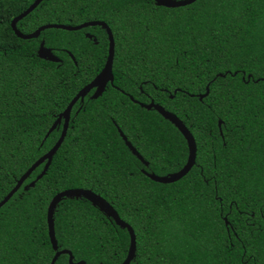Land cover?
Listing matches in <instances>:
<instances>
[{"label":"trees","instance_id":"trees-1","mask_svg":"<svg viewBox=\"0 0 264 264\" xmlns=\"http://www.w3.org/2000/svg\"><path fill=\"white\" fill-rule=\"evenodd\" d=\"M34 1L0 0V201L56 144L64 119L46 134L109 50L102 26L19 38L11 23ZM91 21L113 32L114 85L78 101L47 173L38 179L42 164L0 209V264H51L47 209L68 189L93 191L133 228L131 264H264V0H43L17 28ZM42 42L59 62L39 57ZM131 98L163 106L193 134L196 164L181 180L146 175L180 171L189 149L169 120ZM54 219L58 251L73 263L127 257L128 229L87 198L62 199Z\"/></svg>","mask_w":264,"mask_h":264},{"label":"water","instance_id":"water-1","mask_svg":"<svg viewBox=\"0 0 264 264\" xmlns=\"http://www.w3.org/2000/svg\"><path fill=\"white\" fill-rule=\"evenodd\" d=\"M43 0H35L34 3L22 14H20L18 17H16L12 23V29L16 33V35L24 40H31L34 38H38L41 33L47 29H61L66 31H80L82 29H86L89 27H95V26H102L108 34L109 38V54L108 59L106 62L105 67L102 69V71L95 77L93 81H91L89 84H87L84 88H82L77 95L72 99V101L69 103L67 108L59 115V117L56 119V121L53 123L52 127L49 129L48 133L46 134L47 138L56 128L62 123L64 119L63 124V130L61 133V136L59 137L56 144L48 151L46 154H44L41 158H39L17 181V184L15 187L8 193V195L0 201V209L10 201V199L20 190V188L23 186L25 181L32 175V173L40 167L42 164H45L44 170L42 174L38 177V179H41L48 171V169L51 166V163L53 161V158L55 154L58 152V150L61 148L62 144L65 141V138L67 136L69 125L71 121V113L74 108V106L78 103L79 100H84L85 96L90 93L93 89H97L93 98L98 97L101 95L108 83H113L114 81V74H113V64H114V57H115V38L113 35V32L111 28L108 26L107 23L103 21H91L86 22L83 24H80L78 26H68V25H60V24H48L44 25L40 28H38L36 31L30 34H24L20 32V30L17 28V24L19 21L23 20L25 17H27L29 14H31L41 3ZM157 5L163 6L166 8H180V7H186L193 3H195L198 0H154ZM72 56V55H71ZM39 57L42 59L49 60L51 62H59L60 59L54 55L52 50L50 48L45 47L44 42L41 43L40 49H39ZM73 60L75 61V58L72 56ZM209 94V87H207V92L201 96V99L208 96ZM142 107H145L148 110L156 109L165 119L169 120L183 135L185 140L187 141L188 149H189V156L187 159L186 164L184 167L175 173H171L168 176H158L155 174H146L149 178L152 180L163 183V184H171L175 183L182 178H184L195 166L196 159H197V144L196 140L191 133V131L187 128V126L183 123V121L178 118L175 114L167 111L163 106L159 104H155L154 102H151L149 105L141 104ZM222 121H219V127L221 128ZM121 135L126 142V144L129 146V148L133 151L135 155H137L141 160L144 161V159L139 155L137 150L134 148V146L128 141L126 136L121 132ZM71 196H83L87 198L94 206H99L101 209H103L109 217H111L119 226L122 228H126L129 231L130 234V245L127 257L123 261L122 264H131V262L134 260L136 256L137 251V242H136V235L133 230V228L124 220H122L117 213V211L112 207L110 203H108L104 198L99 196L98 194L94 193L91 190L87 189H68L63 192L58 193L53 197L51 200L48 209H47V225H48V233L49 238L51 241V244L53 246V249L57 252L55 253L51 264H55L58 258L64 254L69 255V263L70 264H87L85 261H80L77 263H73V253L70 250H61L58 251V242L56 239V232H55V219H54V213L56 210V207L58 203L67 197Z\"/></svg>","mask_w":264,"mask_h":264},{"label":"flooded vegetation","instance_id":"flooded-vegetation-1","mask_svg":"<svg viewBox=\"0 0 264 264\" xmlns=\"http://www.w3.org/2000/svg\"><path fill=\"white\" fill-rule=\"evenodd\" d=\"M107 33V32H106ZM86 35L89 37V39H91V40H93V41H95L96 42V38H94V36L93 35H91V34H89V33H86ZM108 35V34H107ZM109 39V38H108ZM108 54H109V50H108V52H107V55L105 56V59H104V64H103V67H102V69L105 67V65H106V62H107V59H108ZM114 62H115V57H114ZM76 63V65H77V62H75ZM113 67H114V64H113ZM102 69H101V71H102ZM111 85H114V81H113V83H108V85L106 86V88L108 87V86H111ZM116 89H119L118 87H116V86H114ZM105 88V89H106ZM96 88L95 89H93L90 93H92V95L96 92ZM121 92H122V90H121ZM91 95V96H92ZM147 96H149V95H147ZM133 101H135V103H138V104H143L142 103V101H137V100H134L133 98H131ZM81 101V100H80ZM75 107V106H74ZM218 125H219V123H218ZM220 129V133H221V135H222V124H221V128H219ZM67 255V259H68V263H69V255L68 254H66ZM74 257V256H73ZM73 260H74V258H73ZM70 264V263H69Z\"/></svg>","mask_w":264,"mask_h":264}]
</instances>
